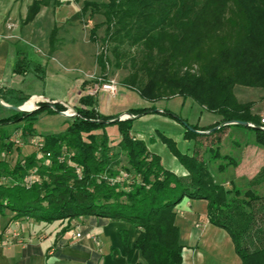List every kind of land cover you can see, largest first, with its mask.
<instances>
[{
	"label": "trees",
	"instance_id": "trees-1",
	"mask_svg": "<svg viewBox=\"0 0 264 264\" xmlns=\"http://www.w3.org/2000/svg\"><path fill=\"white\" fill-rule=\"evenodd\" d=\"M53 1L54 6L60 4ZM49 3L33 0L22 24L31 22ZM87 12L105 17L106 47L96 57L100 69L128 65L130 72L122 87L136 91L149 106L128 109L134 117L103 122L119 114L99 112L97 97L81 88L74 108L77 115L66 117L67 128L39 134L40 145L24 156L2 126L26 121L19 133L24 139L35 134L32 120L40 109L60 113L64 105L40 101L30 112L12 111L0 117V152L13 153L0 160V215L12 213L8 224L26 217L49 223L80 216L124 220L139 229L134 248L140 250L146 264H180L182 246L174 209L185 197L205 200L209 222L228 232L241 264H264V166L246 189H226L214 175L236 167V158L221 154L216 139L204 147L208 154L204 159L199 141L229 125L250 129L253 143L264 149V129L260 128V117L251 111L253 104L239 101L234 94L236 86L264 89V0L84 1L80 13L70 20ZM99 26L91 28V42L97 41ZM57 30L54 24L48 57L56 50ZM13 69L30 72L41 81L46 77V66L20 50H15ZM174 96L191 98L202 109L219 115L218 125L243 121L253 127L228 124L213 129L217 125L213 124L201 128L163 109L160 114L185 128L184 139L194 141L192 151L182 153L172 139L156 133L185 170L184 174L175 173L162 166L159 155L151 152L144 140L131 134L136 118L158 113L154 104ZM29 97L20 90L0 89V100L9 105L21 106ZM113 123L118 140L110 139L106 132V126ZM112 145L124 156L125 164L112 156ZM37 153L42 156L37 157ZM33 169L38 179L24 185V177ZM122 241L125 246L123 235ZM112 256L114 264H124V255L113 251Z\"/></svg>",
	"mask_w": 264,
	"mask_h": 264
},
{
	"label": "crops",
	"instance_id": "crops-1",
	"mask_svg": "<svg viewBox=\"0 0 264 264\" xmlns=\"http://www.w3.org/2000/svg\"><path fill=\"white\" fill-rule=\"evenodd\" d=\"M32 2L33 0H0V89L20 90L26 96L42 98L43 100L40 101L63 102L69 106L72 103L71 106L75 108L78 106V98L83 92L81 90L82 80L79 78L74 80L72 92L54 98L38 94L32 90L33 88H30L35 84L33 83L34 78L41 81L32 73H20L13 69L15 50L27 53L28 58L32 61L45 65L47 71L48 64L54 61L63 47L64 42L59 40L58 44L56 43V50L48 57V38L55 23L51 19L53 25L49 24L46 28L37 24L43 7L31 22L22 24ZM47 7L49 8L50 4ZM46 79L47 74L43 82ZM74 93L77 95V99L74 97ZM117 94L111 96L108 93L99 92L97 97L99 112L105 115H120L122 112L128 111L130 108L112 109L110 101L116 98ZM69 99H71V103L68 102ZM3 109L11 110L6 107ZM32 109L34 107L26 109V112H30ZM156 111L158 113H150L136 118L132 124L131 134L137 139L144 140L147 148L159 155L164 168L184 174V168L156 133L160 132L172 139L177 149L182 153H190L194 141L184 139L185 128L182 124L160 114L162 110L156 109ZM8 112L0 109V117L7 116ZM195 124L203 125L201 122ZM228 129L231 130V126ZM19 133L20 130L17 129V137ZM151 137H153V141L149 142ZM224 141L225 138L220 142V148ZM234 144L236 150L232 157L236 158L237 166L228 167L224 172L226 176H223L224 173L216 172L214 177L226 189L237 186V181L240 183L239 187L246 189L248 181L254 176L253 173L244 171L248 168L246 155L250 154L252 144H254L253 138L249 142L237 143L234 141ZM18 153L24 156L30 152L21 153L20 146ZM213 169L212 171H214ZM174 211L175 224L179 230L178 240L182 246V262L180 264H241L228 232L209 222L205 200H191L185 197ZM11 216L12 213L9 211H4L3 215H0L1 264H114L113 251L124 255V264H146L140 250L134 248L140 231L127 221L99 216H80L71 220H55L49 223L26 217L16 219L8 224ZM64 228H68V230L63 231ZM122 235L126 239L125 246ZM126 249H129L130 252L126 253Z\"/></svg>",
	"mask_w": 264,
	"mask_h": 264
},
{
	"label": "rangeland",
	"instance_id": "rangeland-1",
	"mask_svg": "<svg viewBox=\"0 0 264 264\" xmlns=\"http://www.w3.org/2000/svg\"><path fill=\"white\" fill-rule=\"evenodd\" d=\"M84 1H92L100 4L107 2L108 0H59L60 4L57 6H54V1L50 0L49 8L47 6H43V12L38 19L37 24H41L43 28H46L49 24L53 25V23H55V25L58 27L56 35L57 42L61 40L64 43L62 45L63 47L56 55L54 61H52L51 64H48L46 71L47 79L44 82H41L34 78L33 83L35 84L30 88H33L32 90L38 94L41 93L44 94L43 96H53L55 98L65 96L67 93L72 92L73 84L75 82L74 80L76 78H79L82 80V82H85L83 87L81 85V88H83L84 92L98 89L100 83L113 80L117 86V93L118 91L119 93H116L117 97L111 99L110 101L112 109H127L146 106L147 102L142 100L136 91L126 89L125 87L122 88V80L130 72L128 65L121 68H115L114 66L109 65L106 71H102L97 64V55L106 47L103 44V39L106 34L104 15L101 13H96L92 16H89V12H87L83 16H80L74 20H70V17L73 14L80 13ZM51 19L53 23L51 22ZM95 24H100L96 31L97 41L91 42L89 40L90 30ZM107 55L111 58L109 51L107 52ZM104 77L106 79H103ZM26 89H28V87H26ZM99 92L101 91H98L96 94H94V96L98 97ZM234 94L239 101L251 102L253 104L251 107L252 113L258 115L259 117L264 113V89L236 86ZM76 96L77 95L74 93V97ZM33 97L34 99L37 98L34 105H37L38 101L43 100L42 98H38L36 96ZM30 98L31 97H29V99ZM44 101L51 103L49 100ZM31 102L32 101L28 103L30 104ZM68 102L71 103V99H69ZM155 105V109H167L176 117L185 119L189 124L194 125L196 122H201L203 124L202 126L196 124L201 128H205L213 124L215 125L221 120L219 115L208 112L204 109L202 110L200 106L191 98L174 96L170 99L159 100ZM2 111H9L8 113H11L13 110H6L2 108ZM126 112L127 111L122 112V114L119 116H124ZM168 118L177 121L172 117ZM124 119L127 118H123L122 120ZM25 124L26 121L23 120L2 126L4 131L10 134L12 138L20 142L19 146H21V153L32 152L34 150V146L31 142L38 137L37 134L44 135L47 133L64 131L68 126V119L61 113L48 111L45 108L40 109L36 113L35 118L32 120L31 127L33 128L35 134L26 135L24 139L21 137V135H18L17 137L14 132L17 129L20 130V128ZM221 126V124H217L213 129H217ZM228 127L229 125L226 126L220 133H214L208 137H200L199 141L203 145L201 147V153L204 151V147L209 146L212 141L219 139V142H221L222 139L225 138V141L220 148L221 154H231L229 156H234V150H236L234 141L249 142L254 137L253 132L248 128L231 126L230 130ZM198 131H204V134L209 132L206 130ZM106 132L110 139L116 140L119 138L117 125L114 123L108 124L106 126ZM254 145L255 144H252V148L249 152L250 154L246 155L248 158L246 161L248 168L244 169V171L247 173H253V178L264 166V149ZM180 148L182 147L180 146ZM15 151L17 152V150ZM110 152L112 153L113 157H116L119 160V164H125V158L123 155H120L116 146L112 145ZM202 155L204 159L208 156L204 152ZM223 176H226V174L224 173ZM236 183L240 185L239 181Z\"/></svg>",
	"mask_w": 264,
	"mask_h": 264
},
{
	"label": "built area",
	"instance_id": "built-area-1",
	"mask_svg": "<svg viewBox=\"0 0 264 264\" xmlns=\"http://www.w3.org/2000/svg\"><path fill=\"white\" fill-rule=\"evenodd\" d=\"M98 91H101V92H104V93H108L109 95H111V96H114V95H116V93H117V86H116V83L113 81V80H109V81H106V82H102V83H100V85H99V87H98V89H95V90H88L87 91V93L88 94H90V95H94V94H96ZM32 98V97H31ZM30 98V99H31ZM29 99V100H30ZM36 100H37V98H36ZM35 100V101H36ZM35 101L33 102V105H32V107H34V108H36L37 106L36 105H34V103H35ZM51 103H54V102H52L51 101ZM62 105H64V107H65V110L64 111H62L63 113H62V115H64L65 117H67V118H73V117H75L76 115H77V113H76V111H75V109H74V107H72V106H69V105H67V104H65V103H61ZM133 116V115H132ZM120 117H122V118H129V116L128 115H124V116H120ZM260 122H261V125L262 126H260V128H262V129H264V113L260 116ZM252 125V124H251ZM15 143L17 144V145H19L20 144V142H18V140H15ZM32 144H33V146L34 147H37V146H39L40 145V139H39V137H37L36 139H34V140H32V142H31ZM13 155V153H7V152H5V151H1L0 152V160H2V159H8L10 156H12ZM37 155V157H41L42 155L40 154V153H37L36 154ZM49 155V153L47 154V156ZM16 157V156H15ZM38 179V177L36 176V174H35V169H33V170H31L25 177H24V179H23V184L24 185H30L31 183H33L34 181H36ZM77 236H79V234H77ZM0 264H1V262H0Z\"/></svg>",
	"mask_w": 264,
	"mask_h": 264
},
{
	"label": "water",
	"instance_id": "water-1",
	"mask_svg": "<svg viewBox=\"0 0 264 264\" xmlns=\"http://www.w3.org/2000/svg\"><path fill=\"white\" fill-rule=\"evenodd\" d=\"M0 105L3 106V107L9 108V109H11L13 111H16V112L27 111L26 109L23 108V105H21V106H13V105L6 104L2 100H0ZM60 113L62 114L63 112L61 111ZM125 115H128L129 117H133L130 113H127V112L125 113ZM122 119H123L122 117L118 116L115 119H112L110 121H103V122H114V121H119V120H122ZM228 124H240V125H243V126H252L253 127V125H251V124H249L247 122H243V121H229V122L221 123V125H228ZM195 132H197L199 134H204L205 133L204 131H198V130H195Z\"/></svg>",
	"mask_w": 264,
	"mask_h": 264
},
{
	"label": "bare ground",
	"instance_id": "bare-ground-1",
	"mask_svg": "<svg viewBox=\"0 0 264 264\" xmlns=\"http://www.w3.org/2000/svg\"><path fill=\"white\" fill-rule=\"evenodd\" d=\"M36 99H34V97H32L30 100H28L25 104H23V108L24 109H30L32 108V105H33V102L35 101ZM32 101L30 104L28 102Z\"/></svg>",
	"mask_w": 264,
	"mask_h": 264
}]
</instances>
